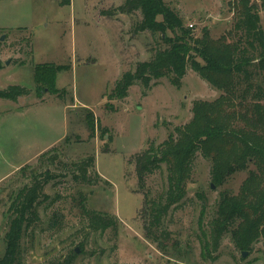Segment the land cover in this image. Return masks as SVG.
Segmentation results:
<instances>
[{"label":"rangeland","instance_id":"rangeland-1","mask_svg":"<svg viewBox=\"0 0 264 264\" xmlns=\"http://www.w3.org/2000/svg\"><path fill=\"white\" fill-rule=\"evenodd\" d=\"M65 1L0 0V39L6 36L0 40L5 64L0 90L24 86L32 91L18 102L0 99V258L7 249L13 196L31 184L33 173L48 170L56 179L44 189L49 198L40 204L39 223L24 236L20 264H53L69 258L72 264H264V234L248 248H241L236 233L226 234L213 260L203 257L202 246L209 240L210 222L223 197L238 196L258 170L250 164L222 183L214 182L213 162L202 151L193 162L187 196L166 218L171 234L166 248L160 250L146 238L140 215L145 197L131 161L151 142L159 146L170 135L176 140V129L194 118L195 103H213L225 93L189 67L179 87L164 77L146 92L138 82L127 99L112 101L111 91L125 73L164 51L163 37L135 32L142 19L139 12L111 18L102 14L127 0H71L68 6ZM165 1L193 30L194 42L203 40L205 33L213 40L232 38L234 0ZM251 3L259 10L264 30V0ZM46 64L71 65L57 75L61 95L43 92L48 84L38 87L35 82L36 67ZM233 104L238 111L239 102ZM88 121L94 122V134ZM54 155L59 159L52 165ZM87 156L96 158L91 172L95 182L76 184L66 166ZM168 178L163 164L147 179L145 192L151 199L167 191ZM83 204L113 215L118 229L88 230Z\"/></svg>","mask_w":264,"mask_h":264},{"label":"trees","instance_id":"trees-1","mask_svg":"<svg viewBox=\"0 0 264 264\" xmlns=\"http://www.w3.org/2000/svg\"><path fill=\"white\" fill-rule=\"evenodd\" d=\"M70 4L71 0L64 2L65 6ZM234 10L237 18L231 39L213 40L205 33L203 40L197 42H194L193 30L184 26L180 15L165 0H127L115 10L102 13L111 18L139 12L142 19L135 25V32L159 33L166 45L155 58L139 63L135 71L125 73L118 80L111 91L112 101L127 99L130 89L138 82L146 92L153 81L164 77H169L172 85L179 87L189 67L225 93L213 103H195L194 118L190 124L176 129V140L170 135L172 141L159 146L151 142L147 151L135 154L131 161L135 165L138 187L145 197L140 215L144 219L146 238L163 251L164 242L171 238L165 228L166 218L187 196V180L193 174L192 165L200 151L213 162L214 182L222 183L250 164L258 170L251 173L238 196L223 197L216 218L210 222V237L202 246L203 257L213 260L226 234L236 233L241 248H248L254 239L264 234V30L259 10L251 0H234ZM170 33L172 36L168 35ZM4 67L0 52V72ZM44 68L48 69L47 73ZM70 69L71 65H38L35 82L38 87L44 82L48 84L43 92L61 95L56 85L57 75ZM31 93L24 86H8L0 90V99L18 102ZM235 101L239 102L238 111H235ZM88 125L94 134V122L88 121ZM106 131L103 129L104 133ZM57 158V155L52 157V165ZM95 164L96 158L87 156L66 168L76 184L88 186L95 182L91 173ZM163 164L169 171L168 189L151 199L150 193L145 192L147 179ZM222 164L225 173L220 170ZM54 179L56 177L48 170L33 173L31 184L20 188L13 196L9 209L10 229L5 236L7 249L0 264H20L22 241L27 231L39 223L40 204L49 198L44 189ZM82 215L91 232L116 231L119 227V220L113 215L88 209L86 205L82 206ZM72 263L73 258H69L53 264Z\"/></svg>","mask_w":264,"mask_h":264},{"label":"water","instance_id":"water-1","mask_svg":"<svg viewBox=\"0 0 264 264\" xmlns=\"http://www.w3.org/2000/svg\"><path fill=\"white\" fill-rule=\"evenodd\" d=\"M5 39H6V36H3L0 40H1V42H4ZM6 64H9V62L7 61ZM77 252H78V250H77ZM246 255L247 254H244L243 256L246 257Z\"/></svg>","mask_w":264,"mask_h":264}]
</instances>
